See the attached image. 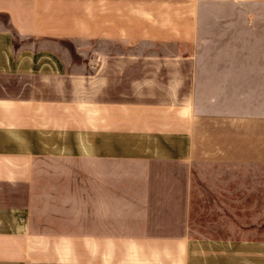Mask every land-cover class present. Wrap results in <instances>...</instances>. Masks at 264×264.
Listing matches in <instances>:
<instances>
[{
	"label": "crops",
	"instance_id": "0c3cea01",
	"mask_svg": "<svg viewBox=\"0 0 264 264\" xmlns=\"http://www.w3.org/2000/svg\"><path fill=\"white\" fill-rule=\"evenodd\" d=\"M209 1L0 0V264H264L190 231L264 226V59L198 56Z\"/></svg>",
	"mask_w": 264,
	"mask_h": 264
},
{
	"label": "rangeland",
	"instance_id": "374dc122",
	"mask_svg": "<svg viewBox=\"0 0 264 264\" xmlns=\"http://www.w3.org/2000/svg\"><path fill=\"white\" fill-rule=\"evenodd\" d=\"M199 21L201 32L195 50L200 57L264 59V0H225L209 1L201 6ZM4 21L0 19V24ZM21 49L28 48L29 41L13 39ZM93 48L94 45L92 44ZM94 50L87 51L93 52ZM92 55V54H91ZM14 58V57H13ZM93 84V83H91ZM237 184L239 179H232ZM225 199L234 204L239 194L192 195L190 208V231L192 234L222 235L239 237L241 235H262L263 227H245L238 224L240 210L223 211L207 209L212 200ZM209 198L210 202L200 203L199 198ZM255 213V212H252ZM264 214V211L263 213ZM263 218V217H262ZM229 221L231 225H212ZM233 223H237L233 225Z\"/></svg>",
	"mask_w": 264,
	"mask_h": 264
}]
</instances>
